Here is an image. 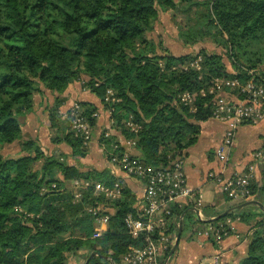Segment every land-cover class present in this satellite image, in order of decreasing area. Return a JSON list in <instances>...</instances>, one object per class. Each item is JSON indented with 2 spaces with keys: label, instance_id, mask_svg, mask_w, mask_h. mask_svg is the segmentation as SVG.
I'll return each mask as SVG.
<instances>
[{
  "label": "trees",
  "instance_id": "1",
  "mask_svg": "<svg viewBox=\"0 0 264 264\" xmlns=\"http://www.w3.org/2000/svg\"><path fill=\"white\" fill-rule=\"evenodd\" d=\"M160 10H181L190 21L195 11L198 28L182 33L184 45L213 41L227 51L234 72L222 54L206 48L180 56L159 53L148 33ZM263 67L264 0H0V264H68L76 255L84 264H122L130 248L144 245L124 223L133 211L135 192L126 187L121 197L106 199L95 196L92 186L76 200L67 182L113 185L115 179L108 170L81 171L66 156L48 155L34 139L22 142L21 117L34 110L42 86L58 95L48 109L57 130L53 142L66 143L73 156L86 157L88 149L60 109L69 87L84 81L103 104L108 90L120 100L111 117L117 132L104 143L111 149L118 137L134 140L135 156L165 168L197 144L202 124L216 119L220 94L230 102L244 99L235 88L214 90L216 82L255 77L264 84ZM186 94L190 102L184 101ZM81 105L97 128L93 115L98 107ZM131 116L140 126L138 133L125 124ZM16 142L27 153L6 158L3 151ZM252 189L255 197L264 186L260 190L256 181ZM99 206L110 222L107 232L95 238L97 222L89 208ZM174 209L184 217L183 234L196 223L254 222L245 256L227 264H264V211L259 207L236 210L218 221L221 213L211 205L203 208L205 221L195 218L190 205ZM213 244L219 248L215 239Z\"/></svg>",
  "mask_w": 264,
  "mask_h": 264
},
{
  "label": "built area",
  "instance_id": "2",
  "mask_svg": "<svg viewBox=\"0 0 264 264\" xmlns=\"http://www.w3.org/2000/svg\"><path fill=\"white\" fill-rule=\"evenodd\" d=\"M200 59L195 62L199 66ZM254 74V72H251ZM225 87L238 89L244 99L230 102L221 96L215 101V118L226 124L227 129L222 144L217 150L218 158L227 161V149L234 145L237 129L240 123L250 121L253 123L264 120V84L256 81L255 77L246 82L240 79L218 80L215 88L219 93ZM192 97L184 95V101L190 102ZM104 110L112 119V108L120 100L115 97L112 90H108ZM71 121L72 131L76 138L82 139L84 145H90L94 137L95 127L86 115L83 106L75 103L69 112L64 114ZM98 121L99 110L94 113ZM113 122V120H112ZM114 124V122H113ZM125 124L134 133H138L140 126L133 121L131 116ZM111 133H104L107 139ZM136 141L123 140L113 145L114 151L109 159L107 170L115 179L113 185L91 180H75L74 187H94L95 196H104L106 199H117L122 196L126 188L122 177L133 180L142 187V194H136L133 211L124 218L125 226L129 235L133 238H143V247H132L122 259V264H169L173 257V249L177 243L183 216L175 213V207L192 206L196 219L205 221L203 213V195L198 189L190 187L185 170V158L178 157L165 168L153 167L146 164L138 156L134 155ZM261 157V154L258 155ZM208 179L213 181L220 192L231 200H251L253 184L257 181L256 165H250L245 172L234 176L224 173L210 172ZM75 199L82 196L75 192ZM102 206L90 207L89 212L96 218L95 238L102 237L108 230L110 215L103 213ZM234 223L232 219L226 220L218 227L211 226L204 236L212 235L217 243H221L229 236L228 230ZM110 264H115L112 260ZM207 264H221L220 255H216L214 261Z\"/></svg>",
  "mask_w": 264,
  "mask_h": 264
},
{
  "label": "crops",
  "instance_id": "3",
  "mask_svg": "<svg viewBox=\"0 0 264 264\" xmlns=\"http://www.w3.org/2000/svg\"><path fill=\"white\" fill-rule=\"evenodd\" d=\"M46 94L54 99L58 97L57 94L48 91ZM62 97L65 98L62 108L67 107V105L70 103L81 104V102H88L97 106L101 114L105 111L103 108L104 104L101 102V100L96 95H94L91 90L83 87L81 83H75L71 85ZM36 98L37 97L35 96V102ZM72 106L70 108H72ZM34 109L37 111V113H39L41 110L40 104L37 103V107ZM47 112L48 110H41L40 113L44 114ZM107 116L108 117L105 118H107L108 121L107 119L104 120V117L102 120L101 117L98 119L99 128L104 129L105 127L107 128L109 126L110 128L113 127L112 119H110L108 113ZM46 117V119L36 116H34V118L32 117L30 122L31 128L30 126L26 125L28 129L30 128L29 138H23V143L30 139H34L43 146L47 145L49 141V145H53L51 140H49L45 134L46 130L50 131L51 128L48 113ZM25 123L27 122L25 121L23 123V137L26 134V127L24 126ZM226 129V124L217 119H211L208 122L202 124V132L199 136L197 144L192 147L184 157L185 170L190 187L201 191L203 195L204 207L209 205L214 206L215 211L220 212L221 214L232 207L243 205L250 200L238 199L229 201L227 197L220 192V189L216 186V184L208 179V174L210 172L224 173L227 176H234L245 172V170L248 169L250 165L254 164L256 165L257 169V185L260 190L264 186V120L257 123H247L246 121L240 123L237 129L234 145L226 151L227 161H221L218 158L217 150L223 142ZM56 147V150L58 151H61V149L64 150L62 152L64 153V156L67 157L69 164L78 166L81 171L91 170L87 159H84L88 156V154L83 158L73 156L72 149L67 146L66 143L57 145ZM43 150L45 151L44 148ZM259 154H261V157L258 156ZM105 165L106 170V161ZM59 177L63 179L62 174H59ZM122 180L124 181L125 186L129 187L133 192L136 194H142V187L139 184L135 183L131 179H127L126 177H122ZM73 181L70 182L72 186ZM261 192L264 193L263 190H261ZM206 195L210 197V202L206 203L204 201ZM256 197L257 194L251 200L259 201L264 205V196H262V199L260 200H258ZM247 207L248 206H245L242 209ZM255 212L259 213L260 211L258 209L255 210ZM205 218V220H207V217ZM252 225H254V222H252L250 225L241 221H235L232 225L233 233L226 237L219 244V248H216L215 245L209 242L207 239V241L205 239H186L183 241L181 238L179 247L176 250L173 258L170 260L169 264H207L203 263L202 259L204 257H213V260L209 261V263H212L216 255H220L222 264H227L230 262L238 263L247 252Z\"/></svg>",
  "mask_w": 264,
  "mask_h": 264
},
{
  "label": "rangeland",
  "instance_id": "4",
  "mask_svg": "<svg viewBox=\"0 0 264 264\" xmlns=\"http://www.w3.org/2000/svg\"><path fill=\"white\" fill-rule=\"evenodd\" d=\"M176 1L178 2V0H176ZM194 13H195V11L192 12V14H191L192 20L190 21L187 19V15L185 13H183L181 10H169V11L160 10V16L154 25L153 31L148 33V38L151 39V41H153L155 43V45L157 47V51L159 53H163V52L168 51V52H172V53L180 56V55H183L186 53L187 54H189V53L196 54L202 48H206L211 53L222 54L224 56V62L226 63L228 70L231 72H234V68H233L232 62L230 60V57L227 54V51L224 48L219 47L213 41L207 40V42H205V43H199V44L191 46V47H186L184 45L182 33L186 32L191 27L198 28L197 17L195 16ZM262 69L264 71V67ZM75 83H81L83 85V87L85 85L84 81H79V82H75ZM75 83H73V84H75ZM42 88H43V91H41L35 95L37 98H36L34 108H36L37 103H39L40 109L42 111H44V110H48L50 107L54 106V104L56 102V98L54 99L52 97H49L46 94L47 91L48 92H52V91L47 90L43 86H42ZM47 99H48V102H47ZM72 105H74V103H70L67 105V107L61 108L60 113L66 114L67 112L70 111L69 109H71L70 107ZM41 110H40V112H41ZM40 112L37 113V111L34 109L31 113H29L25 116H22L21 121L27 122L24 124V126L26 127V125H28L31 128L30 122H31L32 117L34 118V116L41 117L42 119L47 118L46 116H47L48 112L44 113V114L43 113L41 114ZM100 117H101V120L103 119V117H104V120H106L107 118H105V117H108L106 111H104V113H102V114L100 112ZM107 121H108V119H107ZM102 123H103V121H102ZM50 124H51V122H50ZM29 129H28V127H26V131H25L26 134L23 137L24 139L29 138V135H30ZM94 129H95L94 137L91 140L90 145L87 146L88 156L84 159H87V162H88L90 169L101 171V170H105V167H106L105 161L107 163V167H109V159L112 156V153L114 151L113 145L116 143H119L120 141H123V138L118 137L117 142L114 143L110 149V146L106 145L102 139H104V133H106V132L111 133V136H113L117 132L114 124H113V127H111V128L109 126L107 128L105 127L104 129L99 128V127L94 128ZM56 133H57V130H54L52 128V126L50 128V131L46 130L45 134L47 135V138L49 140H51L53 145H51V144L49 145L50 141L48 140L49 142L47 143V145H44V146L42 145V147L45 149V153L48 155H56L57 157H63L64 153L62 151H64V150H62V149H61V151L56 150V148H57L56 146L63 144V142H60V141L58 142L56 140H55L56 142L55 141L53 142V140L56 139V137H57ZM24 149L25 148L23 147L21 142H16L15 144L11 145L10 147H7L3 151V153H4V156L6 158H19L20 156L25 155V153H27V152H23ZM134 153H135V151H134ZM76 157H78V156H76ZM63 158H65V157H63ZM65 159H67V157ZM103 160H104V162H103ZM34 166L36 169L40 168L41 161L39 160L38 162H36L34 164ZM106 170H107V168H106ZM70 182L66 183L67 189L69 191L73 190L74 194H75V192H79L82 196V194H83L82 191H84V187L79 186L76 188V187L72 186ZM96 183H98V182H96ZM262 196H264V193L259 191L257 193L256 198L258 200H260V199H262ZM204 201L207 203V202H210L211 199L208 195H206ZM210 225L214 226V227H218L219 225H221V223L220 224L196 223L194 226H192V229L186 230L184 232V234L182 236V240L184 241L186 239H190V240H193V239H195V240L205 239L206 240L207 239L209 242H211L213 244L214 237L212 235H210L209 238H206V236H204L207 229L210 227ZM216 225H218V226H216ZM232 225H231L230 229H232ZM174 254H173V256H174ZM202 260H203V263H209L210 260H213V257H208V258L204 257ZM68 264H84V259L80 255H76V256L71 257Z\"/></svg>",
  "mask_w": 264,
  "mask_h": 264
},
{
  "label": "water",
  "instance_id": "5",
  "mask_svg": "<svg viewBox=\"0 0 264 264\" xmlns=\"http://www.w3.org/2000/svg\"><path fill=\"white\" fill-rule=\"evenodd\" d=\"M251 205L257 206V207L261 208L264 211V205L261 202L256 201V200H250V201L246 202L243 205L235 206V207H232V208L228 209L227 211H225L224 213H222L219 217H216L215 220L218 221V220H220L222 218L227 217L230 213H232V212H234V211H236L238 209H242L245 206H251ZM182 234H183V222L181 223V228L179 230L177 243H176V245H175V247L173 249V254L176 252V250L179 247V243L181 241ZM96 254L97 253H93L92 257L95 256Z\"/></svg>",
  "mask_w": 264,
  "mask_h": 264
}]
</instances>
